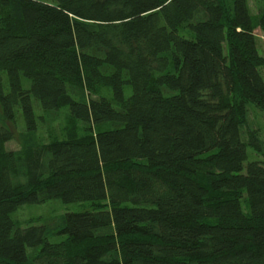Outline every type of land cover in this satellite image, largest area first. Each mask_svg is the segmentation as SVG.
Segmentation results:
<instances>
[{"label": "trees", "instance_id": "obj_1", "mask_svg": "<svg viewBox=\"0 0 264 264\" xmlns=\"http://www.w3.org/2000/svg\"><path fill=\"white\" fill-rule=\"evenodd\" d=\"M228 1L0 0V264H264L237 104L264 112V0L257 18ZM38 108L85 137L7 151ZM50 201L91 208L13 222Z\"/></svg>", "mask_w": 264, "mask_h": 264}, {"label": "rangeland", "instance_id": "obj_2", "mask_svg": "<svg viewBox=\"0 0 264 264\" xmlns=\"http://www.w3.org/2000/svg\"><path fill=\"white\" fill-rule=\"evenodd\" d=\"M250 15L257 18L263 9L261 0H246ZM227 17H231V3L228 0H221ZM258 54L264 57V31L257 29L254 33ZM225 54H228V47L225 46ZM264 80V69H260ZM125 97H129L130 90L125 89ZM100 95L109 97L107 90L100 91ZM243 105V113L240 119V138L247 146L249 161H264V112L249 103L238 101ZM36 131L26 133L22 116H17L13 123L7 124L12 132V140L6 144L7 151H19L26 144L47 145L52 142L76 140L85 137L84 128L78 123L71 122L66 111H60L56 117L51 118L36 109ZM89 204L64 205L58 201H50L40 206H23L11 218L19 227L46 224L50 228L56 227L66 213L89 210ZM50 242H59L60 238L49 237Z\"/></svg>", "mask_w": 264, "mask_h": 264}]
</instances>
